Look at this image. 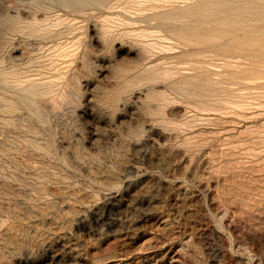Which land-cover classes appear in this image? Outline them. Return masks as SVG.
I'll return each instance as SVG.
<instances>
[{
  "label": "rangeland",
  "instance_id": "obj_1",
  "mask_svg": "<svg viewBox=\"0 0 264 264\" xmlns=\"http://www.w3.org/2000/svg\"><path fill=\"white\" fill-rule=\"evenodd\" d=\"M263 15L0 0V264H264Z\"/></svg>",
  "mask_w": 264,
  "mask_h": 264
},
{
  "label": "bare ground",
  "instance_id": "obj_2",
  "mask_svg": "<svg viewBox=\"0 0 264 264\" xmlns=\"http://www.w3.org/2000/svg\"><path fill=\"white\" fill-rule=\"evenodd\" d=\"M67 1H73V2H76V3H81V2H85L86 0H67ZM218 4V3H217ZM205 7V6H204ZM206 8V7H205ZM205 8H200L199 9V11L200 12H205V11H208L207 9H205ZM261 15V14H260ZM264 16V15H263ZM258 17V16H257ZM257 17H256V19H257ZM263 18V17H262ZM263 24V23H262ZM238 25H240L239 23H238ZM239 30V29H238ZM230 36V35H229ZM234 36H235V34H234ZM226 39V38H225ZM230 39L232 40V38L230 37ZM259 39V38H258ZM257 39V40H258ZM260 39H261V37H260ZM228 40H229V38H228ZM263 40V39H262ZM262 40H261V42H262ZM264 42V41H263ZM264 44V43H263ZM262 44V45H263ZM264 46V45H263ZM261 48V47H260ZM204 57V56H203ZM25 97V96H24ZM109 200V199H108ZM112 206H113V204H112V202L111 201H109V202H106V204H104V206H103V211L101 212V214H99V215H97V216H95L93 219H92V224H94V225H103V223H104V221L107 219V212L112 208ZM99 212V211H98ZM56 255L57 254H53V256L52 257H56ZM51 257V256H50Z\"/></svg>",
  "mask_w": 264,
  "mask_h": 264
}]
</instances>
